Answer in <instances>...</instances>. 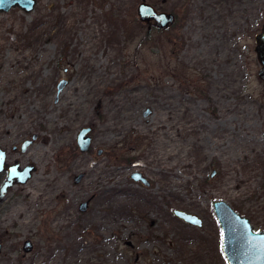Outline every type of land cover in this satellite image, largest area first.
<instances>
[{
	"label": "rangeland",
	"instance_id": "1",
	"mask_svg": "<svg viewBox=\"0 0 264 264\" xmlns=\"http://www.w3.org/2000/svg\"><path fill=\"white\" fill-rule=\"evenodd\" d=\"M146 2L175 26L148 31L142 0L0 14V149L35 167L0 204V264H228L214 201L264 232V0Z\"/></svg>",
	"mask_w": 264,
	"mask_h": 264
},
{
	"label": "water",
	"instance_id": "2",
	"mask_svg": "<svg viewBox=\"0 0 264 264\" xmlns=\"http://www.w3.org/2000/svg\"><path fill=\"white\" fill-rule=\"evenodd\" d=\"M36 4L37 0H0V14L9 12L13 8H20L25 13H30L34 10ZM138 15L141 22L148 25V31H151L153 26L160 30L168 29L176 21V17L173 14L158 12L146 0H142L138 8ZM255 42V52L261 65L258 76L264 82V25L261 32L256 35ZM66 85L67 81L62 80L58 85V92L61 93ZM149 114L150 111L146 113V116ZM90 132V128H83L79 133L77 143L82 152L89 151L91 147L92 138L89 135ZM36 139L37 136H33L32 140L26 141L22 146V150L25 151ZM4 170H8L10 175L7 183L2 188V197L16 183L26 184L32 177L35 168L28 167L18 172L16 167H6L5 152L0 149V172ZM215 175L216 172L212 174V177ZM131 177L136 182H143L146 186L150 185L142 173H133ZM82 178L83 175L78 176L75 182H81ZM213 206L222 233V252L228 264H264V232H256L251 221L238 214L228 203L214 201ZM86 209V204H83L81 211H86ZM174 215L190 226L196 228L203 226L202 220L196 215L180 210H175ZM24 249L26 252L31 251L32 243L27 241Z\"/></svg>",
	"mask_w": 264,
	"mask_h": 264
},
{
	"label": "flooded vegetation",
	"instance_id": "3",
	"mask_svg": "<svg viewBox=\"0 0 264 264\" xmlns=\"http://www.w3.org/2000/svg\"><path fill=\"white\" fill-rule=\"evenodd\" d=\"M170 14H172V13H170ZM174 15V14H173ZM175 16V15H174ZM176 17V16H175ZM176 21H177V18H176ZM176 21H175V24H176ZM175 24L173 25V26H175ZM153 28H155V29H157L156 27H152V29ZM163 30H165V29H163ZM33 138V137H32ZM32 140V139H31ZM26 141H28V140H26ZM25 141V142H26ZM25 142H23L22 143V145H21V151L22 152H25V151H23L22 150V146H23V144L25 143ZM34 143V142H33ZM14 149V151H16L17 150V147H14L13 148ZM2 151H4L5 152V165H6V167H16V170L18 171V172H21V171H23V170H25L26 168H28V167H34V166H32V165H30V166H27V167H25V168H23V169H21V167H20V165L19 164H10V163H7V152L5 151V150H3V149H1ZM88 152V151H87ZM35 168V167H34ZM35 171V170H34ZM34 173V172H33ZM33 173H32V176H33ZM136 173V172H135ZM140 173V172H139ZM0 174H6V178H5V180L3 181V183H2V185L0 186V204H3L6 200H8V198H9V195H10V192L15 188V186H17V185H24V184H19V183H16L13 187H10L8 190H7V192L6 193H4V195H3V197H2V195H1V192H2V188L4 187V185L7 183V181H8V179H9V175H10V172L8 171V170H4V171H2V172H0ZM133 174V173H132ZM132 174H131V176H132ZM81 175H83V174H81ZM80 176V175H79ZM78 177V176H77ZM76 177V178H77ZM32 178V177H31ZM31 178L29 179V180H31ZM83 178H84V175H83ZM82 178V179H83ZM132 178V177H131ZM28 180V181H29ZM82 181V180H81ZM148 181V180H147ZM149 182V181H148ZM144 186H146L143 182H141ZM150 183V182H149ZM151 185V184H150ZM149 185V186H150ZM149 186H146V187H149ZM84 204H86V206L88 207V203L87 202H85ZM83 205V204H82ZM87 210V209H86ZM2 211H4V210H2ZM84 212V211H83ZM8 241L7 240H0V254H3L4 253V250H5V245H6V243H7ZM26 243V242H25ZM24 247H25V244H24ZM25 250V249H24ZM33 250V244H32V249H31V251ZM31 251H29V252H26V253H30Z\"/></svg>",
	"mask_w": 264,
	"mask_h": 264
},
{
	"label": "bare ground",
	"instance_id": "4",
	"mask_svg": "<svg viewBox=\"0 0 264 264\" xmlns=\"http://www.w3.org/2000/svg\"><path fill=\"white\" fill-rule=\"evenodd\" d=\"M31 74H32V71L29 73V75H31ZM81 88H82V87H81ZM81 90L84 91L83 89H81ZM81 94H82V93H81ZM20 101H21V100H20ZM23 103H24V102H23ZM24 104H25V103H24ZM21 105H22V104H21ZM22 106H23V105H22ZM25 106H26V105H25ZM23 107H24V106H23ZM23 107H22V108H23ZM23 109H24V108H23ZM26 109H27V108H26ZM26 109H25V110H26ZM30 110H31V109H30ZM32 110H33V109H32ZM22 111H23V110H22ZM75 111H76V110H74L73 112L75 113ZM23 112H24V111H23ZM83 112H84V111H83ZM25 113H26V112H25ZM84 114H85V113H84ZM73 115H74V114H73ZM74 118H75V117H74ZM74 118H73V119H74ZM40 180H41V179H40ZM40 180H39V181H40ZM42 182H43V181H42ZM40 191H42V190L39 189V190L36 191V194H35V197H36V198H38L39 196H41V195H40V194H41ZM48 192H49V191H48ZM48 192H47V193H48ZM39 193H40V194H39ZM42 193H43V192H42ZM44 193H45V192H44ZM47 193H45V194H47ZM44 196H45V195H44ZM44 196H43V197H44ZM43 197H42V198H43ZM46 197H47V196H46ZM39 199H41V197H40ZM36 200H37V202H38V199H36ZM36 200H35V201H36ZM46 200H47V199H46ZM46 200H45V201H46ZM49 200H50V199H49ZM43 201H44V200H43ZM45 201H44V203H45ZM40 202H41V201H40ZM47 202H48V201H47ZM47 204H48V203H46V205H47ZM66 212H67V211H66ZM65 214H66V213H65ZM27 215H28V214H27ZM64 216H65V215H64ZM66 216H68V214H66ZM27 219H28V218H27Z\"/></svg>",
	"mask_w": 264,
	"mask_h": 264
}]
</instances>
